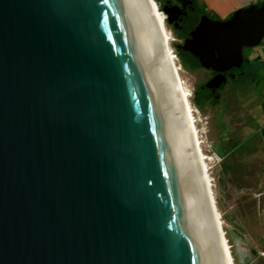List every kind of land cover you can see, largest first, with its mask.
<instances>
[{"label":"water","instance_id":"1","mask_svg":"<svg viewBox=\"0 0 264 264\" xmlns=\"http://www.w3.org/2000/svg\"><path fill=\"white\" fill-rule=\"evenodd\" d=\"M263 39L264 2L181 47L218 87ZM189 131L148 0H0V264H227Z\"/></svg>","mask_w":264,"mask_h":264},{"label":"rangeland","instance_id":"2","mask_svg":"<svg viewBox=\"0 0 264 264\" xmlns=\"http://www.w3.org/2000/svg\"><path fill=\"white\" fill-rule=\"evenodd\" d=\"M166 28L176 67L190 95L235 264H264V64L252 60L259 45L244 50L249 62L243 68L255 73V80L239 86L227 106L224 98L212 107L203 106L195 93L204 72L186 68L167 20Z\"/></svg>","mask_w":264,"mask_h":264},{"label":"flooded vegetation","instance_id":"3","mask_svg":"<svg viewBox=\"0 0 264 264\" xmlns=\"http://www.w3.org/2000/svg\"><path fill=\"white\" fill-rule=\"evenodd\" d=\"M158 1L161 9L167 13V25L175 35V47L186 68L204 72V79L198 83L195 99L200 101V105H210L212 107L224 98L225 103L223 105L227 106L231 96L238 91V87L242 84L247 85L246 82L249 80L250 82L254 81L253 76L256 74L245 70L243 64L241 68L233 67L222 72V75H224L222 83L218 87H210L209 84L220 72L204 67L199 58L181 47L185 40L191 37L192 31L198 26L203 16L207 15L215 20L221 18L209 13L200 0Z\"/></svg>","mask_w":264,"mask_h":264},{"label":"bare ground","instance_id":"4","mask_svg":"<svg viewBox=\"0 0 264 264\" xmlns=\"http://www.w3.org/2000/svg\"><path fill=\"white\" fill-rule=\"evenodd\" d=\"M149 5L151 7V10L158 22L162 37L164 39V42L166 44V47L168 49V52L170 54L171 60H172V64L174 67V71L176 74V77L182 87L183 93H184V97H185V102H186V106H187V121L190 125V131H189V135L188 137L194 135L195 136V142L198 146L199 149V154H200V159H201V168L204 172V183L207 187L208 190V194H209V198L213 207V210L216 214V222L221 234V238H222V242H223V246H224V250H225V256H226V262L227 264H235V260L231 251V246L230 243L228 241V238L226 236V232L224 229V225L222 222V218H221V214L220 211L218 209L217 206V202H216V198H215V194H214V190H213V184H212V180L209 174V167L207 164V157L203 151L202 148V141L200 140V136H199V130L196 124V118H195V114L194 111L192 109L191 106V101H190V95L189 93H187V91L185 90V85L182 81V78L180 76V72L178 70V68L176 67V62H175V58H174V53L171 51V47H170V34H168L167 28H166V15L161 11V9L159 8L158 3L155 0H148Z\"/></svg>","mask_w":264,"mask_h":264},{"label":"crops","instance_id":"5","mask_svg":"<svg viewBox=\"0 0 264 264\" xmlns=\"http://www.w3.org/2000/svg\"><path fill=\"white\" fill-rule=\"evenodd\" d=\"M200 2L209 13L221 19H227L236 10L255 3L254 0H200ZM252 60L264 64V43L256 47ZM262 131H264V126Z\"/></svg>","mask_w":264,"mask_h":264},{"label":"built area","instance_id":"6","mask_svg":"<svg viewBox=\"0 0 264 264\" xmlns=\"http://www.w3.org/2000/svg\"><path fill=\"white\" fill-rule=\"evenodd\" d=\"M255 4H261L264 2V0H254Z\"/></svg>","mask_w":264,"mask_h":264},{"label":"trees","instance_id":"7","mask_svg":"<svg viewBox=\"0 0 264 264\" xmlns=\"http://www.w3.org/2000/svg\"><path fill=\"white\" fill-rule=\"evenodd\" d=\"M245 61H247V62H249V59H247L246 60V58H245ZM253 73V72H252ZM255 74V73H254ZM257 75H254V77H253V80H255V77H256ZM198 102H199V100H198Z\"/></svg>","mask_w":264,"mask_h":264}]
</instances>
